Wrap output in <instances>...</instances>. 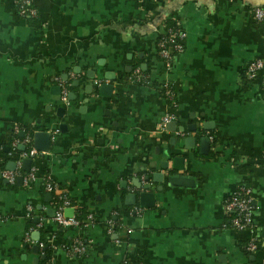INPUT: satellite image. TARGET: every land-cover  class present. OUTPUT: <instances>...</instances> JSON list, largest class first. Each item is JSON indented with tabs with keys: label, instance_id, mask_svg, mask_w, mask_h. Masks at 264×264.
Segmentation results:
<instances>
[{
	"label": "crops",
	"instance_id": "0c3cea01",
	"mask_svg": "<svg viewBox=\"0 0 264 264\" xmlns=\"http://www.w3.org/2000/svg\"><path fill=\"white\" fill-rule=\"evenodd\" d=\"M30 4L34 17L0 0V264H264L262 247L245 249L250 238L264 240L262 71L245 74L264 58V22L252 16L264 0ZM171 26L185 37L166 65L157 42ZM107 74L113 89L103 96ZM167 114L174 118L160 128ZM36 130L51 134V146L24 171L22 141ZM180 156L183 170L175 171ZM3 171L15 174L13 183ZM167 175L193 181L172 185ZM45 177L58 188L47 191ZM241 183L254 225L238 232L225 201ZM142 192L154 194L152 206H141ZM63 198L71 216L93 224L58 226L47 210ZM75 239L86 246L80 256L65 248Z\"/></svg>",
	"mask_w": 264,
	"mask_h": 264
},
{
	"label": "built area",
	"instance_id": "2783aa9c",
	"mask_svg": "<svg viewBox=\"0 0 264 264\" xmlns=\"http://www.w3.org/2000/svg\"><path fill=\"white\" fill-rule=\"evenodd\" d=\"M17 10L19 14L34 17L36 15V10L31 6L30 0H15ZM252 16L257 23L264 22V7L255 6L252 8ZM185 37L184 32L180 28H168L160 37L157 42V52L159 56L165 61L166 65L172 59L173 55L180 52L183 48V39ZM262 71L261 75V90L264 94V58L256 57L251 60L246 67V77L247 79L256 78ZM132 80H140L138 73L133 74ZM163 91L167 97L172 96V90L169 86H164ZM68 83L61 84L60 88V100L64 104H68L67 100ZM174 116L172 114H167L162 117L159 127L164 128L167 123L172 121ZM22 143L27 147V149L21 154V157L31 158L37 156L39 152L35 150L32 146V136L26 135ZM3 178H5L9 183H13L15 179V174L11 172H2ZM33 173L24 177V183H27L32 179ZM43 184L47 191H54L58 187L54 185L49 179L44 178ZM251 191L250 188L241 183L237 185L233 194L226 199L225 209L233 213L229 218V225L238 232H243L248 229H252L254 222L253 207L251 204ZM69 205V201L63 198L60 202L58 200L55 202V211L52 216V220L60 227H78L85 228L93 224L92 217L89 216L85 221H79L73 216L66 217L63 214V209ZM30 209V207L28 208ZM262 244V245H261ZM260 247L264 250V240H257L256 238H250L245 243V249L249 253L256 252ZM71 253L75 255H82L86 251V246L80 239L73 240L66 247ZM263 262H264V252H263Z\"/></svg>",
	"mask_w": 264,
	"mask_h": 264
},
{
	"label": "water",
	"instance_id": "95a60500",
	"mask_svg": "<svg viewBox=\"0 0 264 264\" xmlns=\"http://www.w3.org/2000/svg\"><path fill=\"white\" fill-rule=\"evenodd\" d=\"M109 74V73H108ZM105 75L104 76V80L109 81V83H103L99 86V91L100 94L103 96H107L109 95V93L112 91L113 87L111 85V81H113V77H111L110 75ZM59 92H60V88H58ZM68 98L70 99V94L68 95ZM59 112L61 114L64 113V110L62 108H59ZM209 126L211 128V124L210 123H206L204 124V129H209ZM195 130V128L192 127V131ZM179 131H183V128L180 127ZM23 133H20V136H22ZM51 134L46 131V130H36L32 132V146L35 148V150H37L38 152H45L48 151L50 146H51ZM194 139L193 138H186L184 140V146L185 147H191V145H193ZM209 137L208 136H202L199 138V143H200V147L203 148V150H201L202 152H205V150L208 148L209 146ZM19 149L23 150L24 146L20 145ZM183 161H184V157L180 156V157H174L173 159V169L175 171H179V170H183ZM31 163V159L30 158H26L22 160V168L24 171H28L29 170V166ZM178 164V165H177ZM163 167H166V164L163 165ZM9 169H13V167H10ZM167 181L169 183H171L172 185H184V186H190L192 183V179H188L183 177V175H178V176H174V175H167ZM163 177V174L160 173H155L153 174V181H161ZM18 181H22V177H18ZM149 184H146L144 186L145 189H149ZM160 188V187H159ZM128 197L132 200L131 202L133 203V199H134V194L128 195ZM45 199L46 201H50L51 199V195L49 193H47L45 195ZM139 199H140V203L141 206L144 207H149L152 206L151 204H154L155 198H154V194L150 193V192H142L139 194ZM145 201V203H143ZM54 212L53 208L52 209H48L47 210V214L50 216L52 215ZM71 212L72 210L69 208H65L64 209V216L66 217H70L71 216Z\"/></svg>",
	"mask_w": 264,
	"mask_h": 264
},
{
	"label": "trees",
	"instance_id": "16d2710c",
	"mask_svg": "<svg viewBox=\"0 0 264 264\" xmlns=\"http://www.w3.org/2000/svg\"><path fill=\"white\" fill-rule=\"evenodd\" d=\"M169 28H172V29H174V28H176V27H175V26H171V27H169ZM161 36H162V35H161ZM161 36H160V37H161ZM160 37H159V39H158V40H160ZM232 214H233V213H230V212H229V217H231V216H232ZM75 217H76V216H75ZM76 218H77V219H80V218H78V217H76ZM79 221H80V220H79Z\"/></svg>",
	"mask_w": 264,
	"mask_h": 264
}]
</instances>
